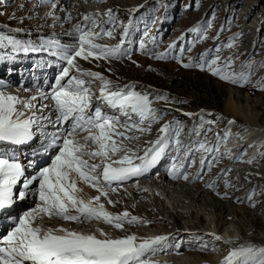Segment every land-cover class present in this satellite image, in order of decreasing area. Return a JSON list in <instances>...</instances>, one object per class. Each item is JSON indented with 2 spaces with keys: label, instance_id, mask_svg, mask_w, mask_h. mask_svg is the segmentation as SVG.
<instances>
[{
  "label": "snow or ice",
  "instance_id": "6c2138e0",
  "mask_svg": "<svg viewBox=\"0 0 264 264\" xmlns=\"http://www.w3.org/2000/svg\"><path fill=\"white\" fill-rule=\"evenodd\" d=\"M212 16H215V12ZM103 17L108 18V23L114 24V9L109 8L104 13L84 14L73 25V29L65 33L75 39V44H63L59 40L42 37L37 46L31 41L15 39L0 32V48L6 43L13 52H51L65 65L55 77L49 93L41 92L25 100L0 91V142L25 144L37 132H42L46 125L56 128L43 148L44 152L54 150V158L34 175L27 176L25 168L15 158L0 157V209L12 206L16 200L27 199L30 193L38 198V203L14 218V227L0 237V264H155L148 257L156 253V246L167 240V237L156 236L138 242L135 234L111 238L103 230V238H99L95 234L72 231L63 226L53 229L37 223L38 220L53 217L73 222L103 219L109 224L114 223L117 229H123L125 223L143 222L138 217L130 216L127 211L115 215L110 213L100 202L101 197H108L106 188L117 191L124 182L146 174L165 154L170 136L173 133L176 137L180 135V131L172 127L176 122H166L160 127L156 140L149 142L151 146L144 149L142 155L125 143L139 140L138 135L130 133L151 132V124L162 118L153 107V102H167L169 97L167 94L152 95L148 91H136L133 84L120 86L100 72L81 67L78 60L92 62L103 59L110 62L126 56L131 59L130 52L123 49L129 31L127 26L124 27L119 43H96L103 36H113L111 29L100 27ZM59 19L56 17L55 21ZM71 20L72 13L67 12L64 21L70 23ZM97 28L100 30L97 31ZM189 31H199V28L194 27ZM140 47H144L143 42ZM175 47V42L169 45V48ZM216 51L219 53V47ZM167 55V52L158 53L154 58L165 59ZM207 55H201L202 63L197 64L190 59L189 63H183V67H207L214 76L233 84L250 81L251 66L255 61L249 62L247 73H237L227 71L232 64L231 58L221 64L219 55L210 61L205 58ZM7 58L0 55V60ZM96 82L101 85L99 95L93 92V84ZM94 97L96 106H93ZM47 100L52 103L42 102ZM111 110H114L113 114H110ZM145 124L148 127H144ZM83 131L88 134L80 136L79 133ZM193 131L199 135L196 129ZM217 139H220L218 134ZM176 145L180 152L184 151L185 146L179 139ZM217 150L218 145L209 147L205 142H200L197 147L188 149L185 159L194 163L192 157L196 151L213 153ZM216 159L218 157H213V160ZM134 160L138 162L134 163ZM200 166L202 169L205 166L211 168V162L202 157ZM184 167V163L179 166L174 163L170 176L188 180L187 172L181 171ZM229 171L231 169H223L222 173L227 175ZM81 183L95 189L98 195L83 199L79 195L82 192L79 187ZM18 185L20 188L16 193L14 189ZM207 186L212 188L213 184ZM228 186L229 182L226 181L225 187ZM223 195L227 196V192ZM108 203L114 202L109 199ZM215 239L220 240L221 237L217 235ZM221 264H264V247L249 244L233 248Z\"/></svg>",
  "mask_w": 264,
  "mask_h": 264
},
{
  "label": "bare ground",
  "instance_id": "6f19581e",
  "mask_svg": "<svg viewBox=\"0 0 264 264\" xmlns=\"http://www.w3.org/2000/svg\"><path fill=\"white\" fill-rule=\"evenodd\" d=\"M3 1L7 3L5 4L6 6H9L16 0ZM18 1L19 4L15 7L16 14L21 15V13H23L24 11V13H27L26 15H28V18L32 16V23L39 26L38 30H40L41 27L42 30L49 31V28H47L48 24H51L53 26L58 25L57 27H50L49 32L56 35L57 38L64 43H66L67 41L66 38L69 37L68 35H65V33L72 30L65 27V23H69L64 21V17L66 16L67 12L72 13V20L70 24L73 26L81 20V17L84 14H88L90 12L94 13L97 9V7H95L97 4L91 2L90 0H88L87 2H85V0H52L51 3H56V7L52 10H50L49 2L47 1L43 2L44 6L42 7V3H40L38 0H33V4H30L31 6L28 5V0ZM106 1L108 4L107 8L114 9L116 20L113 25H103V27L106 28L105 30L111 29L113 31V37L104 36L103 39L98 43L101 44V42H106L109 45H114L116 39L115 35L120 37L123 32L121 28L122 26H120L121 24L119 22L120 19H123L124 16L127 15V11L125 10L126 3L124 2L125 0L122 1L123 3L121 1L120 3L117 0ZM25 3L26 6L24 5ZM59 5H62V8L57 11L56 8ZM29 7L31 8L28 9ZM31 13L32 15L29 16V14ZM49 13H53V15L50 16ZM37 16H39L40 18H37ZM56 17L60 18L59 21H55ZM102 20H105V17H103ZM105 24H107L106 20ZM38 30H34V32ZM243 30L248 31L247 26L244 27ZM143 61L144 60H141V64H143ZM78 62L82 68H87L92 71H94L95 69L103 71V60L92 62L78 60ZM111 64H113V62ZM102 74L105 77L107 76L106 74H104V72ZM142 76H144L142 72H134L133 76H126V78L123 77L119 80H112V78L110 79L116 84L121 82V84L130 83L137 85V83L141 81ZM152 87H149L151 91H153L154 93H159L156 91L155 86ZM5 93L16 95L25 100L30 97L29 93L23 92L18 88L13 89V91H6ZM225 102L226 108L224 113L228 114L234 119L241 120L245 127L244 130H241L233 126V131L232 129L231 131L233 132L234 136L225 135L223 138V135L220 133L218 134L220 139L218 140L217 137H215L213 143H221L220 145L228 143L230 145L231 140L232 142H238V148L234 146L229 148L232 152H235V156H233V158L227 159V161L220 159L219 157L223 156V154L221 153V151H218V155H216L218 159H211L210 161L211 168L205 166L202 169L200 163L197 162V159L193 158L192 160H194L195 162L189 164V160H186L184 155L183 157L177 156L173 160V164L175 163L177 166H179L181 163H184L185 167L181 169V171L189 167H191V170H193V176L188 180H175L174 178H172V176H170L169 174L171 169L170 165H167L160 170L159 176H156L155 178L150 180V182L146 185L148 189H146V187L144 186V184H146V181H143L142 185H137L134 183V179H130L124 182V184H122L123 187H119L117 191L106 189V191L108 192V197H101L100 202L104 204L105 209L114 215L122 214L127 209L129 210L127 212H129L130 216H134L136 214V211H132L131 203L134 200L138 202L136 210L137 212H139V216L136 215L135 217H138L139 220L143 222H136L131 224L125 223L124 226L130 225L134 227L138 226L137 224L145 223L144 227H146V229L148 230L140 232L138 231L139 233L137 234V237L139 238V240L150 237L154 238V236L149 235L152 233H160L162 232V230L163 232H170L168 235L164 236L167 237V240L162 241L160 245L156 246V253L148 257V259L151 262H155V264H181L176 262V259L179 257L178 254L180 255L181 252L182 254L180 258H182L183 256L184 262L186 264H221V261L233 248H237L241 245H249L251 243H256L257 245L264 244V205L263 203V206L261 205V201H264L262 194V192L264 191V115L260 113L255 106L248 104L249 101H245V104H242L238 97H235L232 92H230ZM161 106L164 105L157 104L156 109L161 114L162 118L159 121L153 122L151 124L150 133H145L144 137L139 135V133H130L139 136V140H136L138 141V145L135 142L133 145L131 141H125V143L130 148H135L138 154H140L139 151L141 150L142 145L146 144V147H148V145L150 144L149 142L156 137L154 128L158 125H161V122L166 117H172L174 115L171 122L174 121L176 123L173 124L172 127L173 129L178 130L180 118L178 117V114L169 112L170 109L160 108ZM115 114L119 115V113ZM121 119L123 120V117H121ZM186 124L187 123H183L181 133H184L185 129H187L188 126ZM146 127H148V125ZM207 129L205 128L204 131L202 130V132L207 133ZM192 133L196 132L192 130ZM208 135H210V132H208ZM204 136H206V134L202 135V141H207L210 139ZM225 137L227 138L225 139ZM223 141L225 142L222 143ZM244 148L247 149V153L246 151L242 153ZM255 148H259L260 151L254 150V152L251 153L250 150H253ZM171 152H175V150H171ZM206 158H208V156ZM49 164L50 163H48L47 166ZM227 168L231 169V171L227 173V175L229 174L228 176L225 175L224 177L222 170ZM247 168L253 169L256 173H258V176L257 174L252 175L246 173L245 171ZM151 176L153 175L151 174ZM226 181L229 182L228 187H225ZM208 184H213V187L209 188L207 186ZM79 187L82 189V192L79 195L85 200L98 195L95 189H92L86 184L81 183L79 184ZM225 192H227V196L223 195V193ZM145 194H152L153 198L151 200H146L144 198ZM128 195H130L129 197L131 198H127ZM163 196L166 199H164ZM247 197L249 200L246 199ZM33 199L34 195L30 193L28 195V198L26 199V206L27 203H31ZM109 199L113 202H117V200H119L123 205L121 204V207L118 210L116 206L118 204L115 205V203H108ZM167 199L170 200V204L165 201ZM143 200H146V202H143ZM183 208L188 209L189 212L188 210H183ZM185 211H187L189 214ZM212 211L213 213H215L214 221L217 222L219 228L223 229V226L228 227V224H230L231 222L232 224L237 225V230H233L235 227L232 229L234 231L233 234H240V236H242L245 234V231L248 227L249 230L246 232L245 237L239 238L238 235H231L229 238H227L226 236H221V239L217 240L215 239V236H217V232H213L210 234L200 232L205 228L196 224H205L206 219L204 217L207 215L206 213H211ZM169 218H171V220L177 225L176 229L173 228L170 230H164V228H168V225L172 222L168 220ZM194 218H198V222L190 223L189 220H192ZM57 219L60 222L65 221L67 225L69 224L67 226L68 228L66 227V229L68 230L77 232L78 230H84L89 234H95L97 237L103 238L101 232L96 231V228L94 227V224L91 222V220H84L83 222H73L63 220L58 217ZM92 220L96 221V223L99 225L105 226V229L107 231L110 230V228L107 227L108 223L105 224V221H103L102 219ZM183 220H187V222L185 224H182ZM52 221H54V219L49 222ZM39 222L41 223V220H39ZM47 222L48 221H46V223ZM74 223L80 225L77 230H73L72 228L74 227L72 225ZM81 224H83L84 228ZM91 230H95L94 233H92ZM213 230H215L214 227ZM110 231L112 233L107 232L106 234L111 238H116L117 236H126L122 233L123 231L121 232V229L114 228ZM209 231H211V228L209 229ZM229 231L230 229L227 228L226 230H224V233L227 235L229 234ZM255 231L263 232V236L254 234ZM226 241L228 242L226 243ZM222 245L226 248H222ZM221 251H225L224 255H221ZM160 255H170L171 258L168 257L169 259L167 261H162L158 258ZM216 255H218V259H215ZM172 257H174L175 260H173Z\"/></svg>",
  "mask_w": 264,
  "mask_h": 264
},
{
  "label": "rangeland",
  "instance_id": "374dc122",
  "mask_svg": "<svg viewBox=\"0 0 264 264\" xmlns=\"http://www.w3.org/2000/svg\"><path fill=\"white\" fill-rule=\"evenodd\" d=\"M32 1L33 0H28V5L31 3L33 4ZM87 1L88 0H85V2ZM90 1L97 4H95V7H97L96 10L98 11L102 10V12H105V10L108 9L106 0ZM117 1L122 2L123 0ZM51 2H49L50 10H52L53 5L56 4L55 2ZM124 2L126 3L125 10L127 11V15L124 16L123 19H120L119 23L121 24L120 26H122V30L124 31V22L128 19L130 14H132L131 12L133 7L140 3H144L139 12L143 14L145 18L150 16L155 17V24L159 28L161 39L158 37V45L155 47V50L152 54L145 53V47L141 52L133 54L131 59L123 58L115 61L111 60L110 62H113V64L101 59L104 62L103 71L95 69L96 72H104V74L107 75L106 77L109 79L112 78V80H119L123 77L126 78V76H133L134 72H142L144 76H142L141 81H139L140 84L138 82L137 85H135V90L141 92L148 91L152 95L167 94L169 101H154L153 106L156 108L157 104L164 105L160 108L170 109L169 112L178 114V117H180L179 122L181 124L178 126L180 127V130L183 127V123H187V129H185L184 133H181L180 136L185 138L187 135V138L190 139V147H192V145L197 147L200 142H205L209 147L213 145L219 146L221 143H213L215 137H217L215 135L221 133L224 138L225 135L227 136L230 133L231 129L233 131V126L244 130L245 125L241 120L234 119L233 117L224 113L226 108L225 101L230 92H232L235 97H238L242 104H245V101H249L248 104L255 106L259 112L264 115V0H125ZM5 4H7L5 1L0 0V32L4 33V30L8 29L9 32L8 34H5L6 36H12L15 39L27 41L28 39L25 35L15 32L10 27L17 26L33 32L34 30H38L39 26L32 23V13L29 14V16H31L29 18L28 15H26L27 13H24V11L21 13V15L16 14L15 7L19 4L18 0L9 6H6ZM24 5L26 6V3ZM30 8L31 7L28 9ZM61 8L62 5H59L57 6L56 10L58 11ZM213 12H215L214 17L212 16ZM37 18L40 17L37 16ZM101 23H103L105 26L113 25L112 23L108 22L105 24V20H102ZM49 25L51 24L47 25L49 31L50 27L58 26ZM246 26L248 31L243 30V28ZM65 27L73 29V26L70 23H65ZM194 27H198L199 31H189V29ZM103 28L106 29L105 27ZM38 31L50 33L49 31L42 30L41 27ZM115 36L114 37L116 39L114 44H116L120 38L117 35ZM202 36H206L207 38L202 39ZM66 40V44L76 43L74 38L70 36L67 37ZM96 41L97 43L100 42V40ZM172 41L176 43L177 47L169 48V45L173 43ZM102 43L104 44V42ZM105 44L107 43L105 42ZM147 44H149V42ZM229 44H232L233 46L228 47L227 45ZM217 47L220 49L219 53L216 51ZM182 49L183 51H181ZM163 52L168 53V59L154 58L156 54ZM205 53L209 54L205 57L209 61L214 59L216 55H219L221 58V64L223 61L231 58L232 64L227 69V71H234L237 73L241 71L247 73L249 71V62L255 61V63L251 66L252 74L250 76V81L248 83L233 84L230 81H224L219 77L214 76L207 67H204L203 69L199 67H183V63H189L190 59L195 61L197 64L202 63L203 61H201L200 57ZM173 57H179V59H174ZM141 60H144L143 64H141ZM96 85L93 88L94 93H98L101 86L99 83ZM118 85H121V82L118 83ZM152 86H155L156 91L159 93H154L151 91L149 87ZM188 113L191 115H187ZM201 115L203 116V120H201ZM173 117L174 115L172 117H166L161 122V125L155 127V134L157 135V129L160 126L166 122H171ZM229 121H234V123L230 124ZM205 128H208L207 130L210 132V135H208V132H202V130L204 131ZM193 129H196L199 132V135L192 133ZM144 134L139 133V135L143 137ZM203 134H206L204 137H208L210 139L207 141H202ZM131 142L133 145L134 142L138 145V141L136 140H132ZM224 142L225 141L222 143ZM141 148H146V144L142 145ZM246 150L247 149L244 148L242 153H244ZM254 150L257 151L259 148L250 150V152L253 153ZM218 151L219 150L215 152V155H218ZM247 152L248 151H246V153ZM232 153L233 152L230 151L229 154ZM194 156V159H197L198 163H200L202 157L206 158L208 156L207 160H209V162L214 157L213 154L211 155L207 152L201 151H196ZM222 157L223 156L219 158L225 161L230 159ZM190 163H192L191 160H189V164ZM185 170L186 168L183 171ZM245 172L252 175L257 174L258 176V173L250 168H247ZM192 176L193 174L190 177ZM223 176L225 177V175ZM149 182L150 180H147L146 184ZM262 194L264 199V191ZM129 196L130 195H128L127 198ZM144 198L146 200H151L153 196L152 194H145ZM163 198L166 199L164 196ZM246 199H248V197ZM146 200H143V202H146ZM165 201L168 204L171 203L168 199ZM114 203L115 205L118 204L116 206L119 210L122 203H120L119 200ZM132 203V211H136L135 216H139V212L136 210L138 202L134 200ZM262 203L264 205V201H261V205ZM183 210L188 209L183 208ZM126 211L129 210L126 209ZM185 212L188 213L189 210L188 212ZM211 213H206L207 215L204 217L206 219L205 224L197 223L196 225L204 227L207 229V231H209L210 228L213 230L214 227L215 230H218V236H226L227 238H229L231 235H238L239 238H243L245 237L246 232L249 230L247 227L245 234L242 236H240V234H233V230H237V225L232 224L231 222L228 224V227L223 226V229L219 228L217 222L214 221L215 213H213V211ZM168 220L172 221L171 218ZM59 222L60 221L56 220L48 223H58L60 226L65 225ZM186 222L187 220H183L182 224H185ZM189 222H198V218L189 220ZM104 223L107 224L106 221ZM72 225L74 226L72 227L73 229H77L80 226L77 225V223ZM81 225L84 228L83 224ZM137 225L138 226L134 227L125 225V228L123 227L121 232L123 231L122 233L126 236L130 235L129 233L135 234L137 236L140 231L148 230L146 227H144L145 223ZM169 225L168 228L165 227L164 230H170L173 228L176 229L177 227L173 221ZM113 226L114 224H107V227H109L110 230L116 228ZM94 227L96 228L97 232H101V230H103L104 233H112L110 230L107 231L105 229L106 227L103 225L94 224ZM227 228H229L230 231L229 234L226 235L224 230ZM91 231L94 233L95 230ZM254 234L263 236V232L261 231H255ZM116 238H120V236H117ZM251 245L256 247L264 246V244L257 245L256 243H251ZM221 247L226 248L223 245ZM224 253L225 251H221V255H224ZM181 254L182 252L180 255L178 254L179 257L176 256L178 257L176 262L186 264L184 262V257L182 256V258H180ZM166 257L171 258L170 255H166ZM218 258V255H216L215 259ZM172 259L175 260L174 257H172Z\"/></svg>",
  "mask_w": 264,
  "mask_h": 264
}]
</instances>
